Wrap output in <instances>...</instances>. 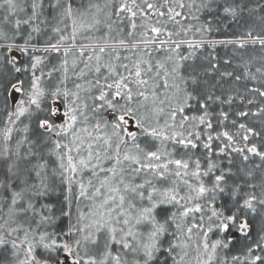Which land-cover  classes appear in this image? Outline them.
<instances>
[{
	"label": "rangeland",
	"instance_id": "obj_1",
	"mask_svg": "<svg viewBox=\"0 0 264 264\" xmlns=\"http://www.w3.org/2000/svg\"><path fill=\"white\" fill-rule=\"evenodd\" d=\"M28 1H31L33 10L24 17L23 0H0V41H4L0 43V48L5 49L0 60L11 67L15 74H25L30 69L32 80L29 87L15 83L8 88L6 99L10 109L5 116V129L1 135L2 152L11 169L18 159L16 150L25 143L22 139L23 144L20 142L18 145L12 136L15 132L17 137L25 135L27 121L36 112L50 116L52 121L41 120L38 125L49 136L53 158L51 170H55L64 186V198L72 209L67 213L71 224L68 226L69 238L63 236L62 239L54 230L51 231L49 224H45L46 219L39 212L43 207L36 201L33 203L34 197L39 195L44 200L46 196V188L39 183L37 191L28 182L16 190L10 185L6 187L0 184L2 264H145L148 260L146 253L152 251L153 254L164 234L163 222L155 211L171 206L174 207L172 213L180 219L174 241L175 264H216L218 245L222 242L220 238L212 239L209 236L210 227L203 231V227L196 223L197 220L200 222L203 206L207 205L203 204L202 196L208 192L199 183L198 178L202 176L199 162L189 164L184 159L179 160L184 151L169 157L164 143L170 134L167 130L170 128L172 132V126L149 122L151 111H155L149 99H141L135 104L131 96V78H141L139 81L143 84L147 80L146 74L138 66V62L148 64L149 51L143 49L169 45L162 40L165 35L157 28L148 35L152 27L145 18L147 25L140 29L133 25L130 27L133 31L128 39L135 41H120L116 36L113 37L116 41L110 42L106 32L111 30L107 19L110 18L109 12L100 5L90 14L75 18L69 0L65 8L56 13L57 16L49 19L43 15L39 22L45 28L40 29L35 26L39 24L35 16L40 11L34 8L38 3L41 7L43 0ZM63 1L49 0V3L55 8L60 7ZM135 1L132 0V3ZM147 8L150 6L147 5ZM97 22L100 23L99 30L104 29V34L91 36L88 32ZM26 23H30L29 28L25 27ZM24 27L29 30L26 35L21 34ZM9 28L16 33L9 32ZM137 29L138 35H134ZM31 31L37 34L35 38L29 35ZM48 31L52 34L43 40L49 42L54 39V45L22 43L39 40V35ZM146 38L152 41H141ZM68 41L70 43H65ZM194 43L197 42L173 44ZM122 50L128 53V58L119 60ZM13 51L21 54L20 60L11 55ZM58 51H63L62 60L56 62L58 65L55 60L52 65L49 64L45 59L51 52ZM17 63L24 66L19 67ZM55 74L58 77L54 82L50 79ZM150 88L152 85H149ZM93 90H98L96 95ZM110 91H113L111 99L106 96ZM118 100L124 103V112L117 111H122L121 106L113 103ZM96 101L100 103L93 105ZM90 105L92 109H89ZM91 111L98 113L92 123L88 121ZM100 112L104 113V123L99 121L102 118ZM178 133L172 132L174 135ZM175 141L172 140L178 148L189 145L184 139L178 143ZM190 146L191 149L198 147ZM150 153L156 155L151 156ZM171 177L173 181L180 180L183 185L187 182L186 191L167 183L159 187L153 183ZM26 178L22 176L21 181L25 179L26 183ZM194 178L198 181L193 182ZM6 190L8 195H4ZM188 194L193 198L187 202L183 199ZM233 234L232 238L237 237L239 232L236 236ZM52 241H55V245L46 247ZM64 245L68 246L67 249ZM152 260H148V264Z\"/></svg>",
	"mask_w": 264,
	"mask_h": 264
},
{
	"label": "trees",
	"instance_id": "obj_2",
	"mask_svg": "<svg viewBox=\"0 0 264 264\" xmlns=\"http://www.w3.org/2000/svg\"><path fill=\"white\" fill-rule=\"evenodd\" d=\"M23 1L26 17L33 10V5L31 1ZM69 3L75 18L90 14L100 5L104 11L109 12L110 18L107 19L111 30L106 32L110 42L116 41L113 39L116 36H119L120 41H135L128 39L133 31L130 27L133 25L140 29L147 23L152 27L148 35L154 28L165 35L162 40L169 45L143 49L149 51L148 64L138 62V66L146 74L147 80L143 84L139 81L141 78H131L129 86L132 99L135 104L141 99H149L152 110H155L151 111L152 118L149 122L172 126V132H179L174 135L170 128L167 130L170 134L165 140L164 148L169 157L184 151L179 160L184 159L189 164L199 162L202 173L198 178L199 183L208 192L202 196L203 204L207 205L203 206L200 222L197 220L196 223L203 227V231L210 227L212 230H209V236L212 239L220 238L222 242L218 245L215 263L264 264V0H136L133 3L132 0H69ZM38 5L40 7V3L34 10L40 11L35 16L36 23L39 24L35 26L44 29L40 18L43 15L49 19L57 16L67 5V0L55 8L50 5L49 0H43L40 9ZM147 5L151 7L147 8ZM25 27L29 28L30 23H26ZM26 28L21 31L22 35L29 33ZM99 28L100 23L97 22L88 33L91 36L95 33L104 34V29ZM135 31L134 35H138V29ZM9 32L16 33L11 28ZM50 34L52 32L48 31L40 34L39 40L22 43L54 45V39L49 42L43 40ZM29 35L34 38L37 36L34 31ZM247 39L250 40L243 43L232 42ZM187 41L197 43L179 46L173 44ZM62 52H51L45 60L51 65L54 60L55 63L59 62L62 60ZM1 54H5V49L0 48V56ZM127 54L124 50L120 51L119 60L128 58ZM16 65L24 66L22 63ZM29 70L25 74H15L11 67L0 60V184L6 187L10 185L16 190L28 182L34 191H37L38 183L44 186V200L38 195L34 197L33 203L36 201L43 207L39 212L46 219L45 224H49L51 231L54 230L59 239L63 236L69 238L67 233L71 223L68 214L72 209L64 198L66 192L62 182L55 170H51L53 158L50 154L49 136L38 125L41 120L52 121L50 116L36 112L27 121L25 135L17 137L15 132L12 136V140H17L18 145L23 142L22 139L25 143L16 150L18 159L11 169L2 152L1 135L5 129V116L10 109L6 99L7 91L15 83H22L24 88L29 87L32 81ZM57 77L55 74L50 80L55 82ZM149 85H152L150 90ZM97 92L98 90L94 92L95 95ZM112 92L106 94L107 98L111 99ZM98 103L100 102L96 101L93 105ZM113 103L121 106L122 111L117 110L118 112H124V103L120 100ZM89 109H92L91 105ZM99 115L102 118L98 120L104 123V113L100 112ZM95 117H98V113L91 111L88 121L92 123ZM141 139L139 137L140 141ZM173 139L177 143L181 139L187 140L189 145L178 148L172 142ZM190 144L198 147L191 149ZM253 148L254 152L251 151ZM11 156L14 157L13 153ZM22 176H27L26 183L25 179L21 181ZM197 181L194 178L193 182ZM153 183L157 187L165 183L179 186L183 188V192L188 187L187 182L183 185L178 179L173 181L172 177ZM7 191L4 195H8ZM189 196L190 194L186 195L183 200L190 201L193 197ZM173 209L171 206L155 211L163 222L164 234L153 250L150 264H175L174 241L180 219L177 214L172 213ZM187 219L191 222L190 216ZM233 232H239V235L232 238ZM257 256L261 259L257 260Z\"/></svg>",
	"mask_w": 264,
	"mask_h": 264
},
{
	"label": "snow or ice",
	"instance_id": "obj_3",
	"mask_svg": "<svg viewBox=\"0 0 264 264\" xmlns=\"http://www.w3.org/2000/svg\"><path fill=\"white\" fill-rule=\"evenodd\" d=\"M151 7V6H150ZM262 43H264V41H262ZM46 123V122H45ZM251 151H255V149L253 148V149H251ZM149 155H151V156H155L156 154L155 153H150ZM176 163L177 164H179L180 162L179 161H176ZM219 179V178H218ZM201 191H203V189H201ZM231 219V218H230ZM158 231H163V229H159ZM153 235H155V233L153 234ZM55 245V241H52V244L51 245H46V247H52V246H54ZM67 245H64V248L65 249H67ZM151 247H155V245H152ZM31 251V250H30ZM146 255H147V257H148V260H151V259H153V254H152V251H148L147 253H146ZM256 259L257 260H260L261 259V257H259V256H257L256 257ZM148 260H146L145 261V264H148Z\"/></svg>",
	"mask_w": 264,
	"mask_h": 264
},
{
	"label": "water",
	"instance_id": "obj_4",
	"mask_svg": "<svg viewBox=\"0 0 264 264\" xmlns=\"http://www.w3.org/2000/svg\"><path fill=\"white\" fill-rule=\"evenodd\" d=\"M11 55L17 57L18 60H20L21 54L19 52L13 51L11 52ZM236 235H237V232H234L233 236H236Z\"/></svg>",
	"mask_w": 264,
	"mask_h": 264
}]
</instances>
